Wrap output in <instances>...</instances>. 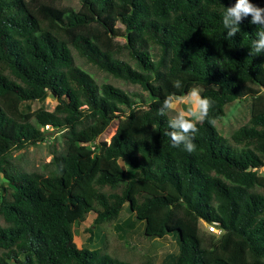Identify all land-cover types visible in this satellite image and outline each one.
<instances>
[{
  "label": "trees",
  "instance_id": "1",
  "mask_svg": "<svg viewBox=\"0 0 264 264\" xmlns=\"http://www.w3.org/2000/svg\"><path fill=\"white\" fill-rule=\"evenodd\" d=\"M78 1L76 9L0 0V264H132L78 247L73 231L95 208L96 226L113 221L126 202L134 213L126 225L138 220L146 236L177 238L173 264H264V174L257 172L264 106L229 138L214 124L228 103L264 92V54L249 55L259 26L249 16L225 39L222 16L236 0ZM250 3L264 8V0ZM73 51L138 84L144 106L112 83H97ZM177 79L180 89L172 86ZM193 87L214 103L189 154L170 147L164 132L173 117L158 109L169 94ZM48 93L56 99L52 110L19 107ZM115 118L109 141L99 140ZM46 124L62 134L64 151L47 170L20 169L13 152L43 141ZM153 185L169 190L146 189ZM199 220L222 230L210 245ZM140 264H155L154 257Z\"/></svg>",
  "mask_w": 264,
  "mask_h": 264
},
{
  "label": "rangeland",
  "instance_id": "2",
  "mask_svg": "<svg viewBox=\"0 0 264 264\" xmlns=\"http://www.w3.org/2000/svg\"><path fill=\"white\" fill-rule=\"evenodd\" d=\"M53 2L58 6H71L79 8L78 0H46ZM120 33L123 31V26L117 23ZM115 40L122 43L123 35H118ZM75 63L90 74L97 83L109 82L116 85L125 91L132 93L137 106H144L141 101L146 98V92L141 89L138 84H133L96 68L91 63L78 56L73 51ZM121 58L128 59L125 52L120 54ZM56 104V99L53 94L48 93L43 101H27L21 103L19 107L26 111V105L32 111L39 106L45 109L52 110ZM264 106V92L257 96H246L244 98L235 99L225 106L223 116L215 120L217 131L224 137L229 138L234 129L247 122L252 109ZM187 105H181L182 109H186ZM170 116L174 117L175 112H169ZM120 119L123 118L121 115ZM119 118H115L106 130L99 136V140L107 141L113 134ZM45 129V128H44ZM46 137L43 141L15 150L12 158L16 165L24 171L32 170H47L46 164L52 155H57L64 151V138L62 134L51 128L45 129ZM120 164L124 168H128L122 162ZM257 172L264 174V166L257 169ZM5 180L0 177V195L1 187L5 185ZM150 192H167L169 189L165 186L146 187ZM99 209L91 210L84 221L73 225L74 239L78 247L82 245L89 248H98L103 252L109 253L120 259L131 262L132 264H140L144 257L151 255L154 257L155 264H173L178 254L179 243L175 236L166 235L164 237L146 236L143 231V222L135 221L131 226L126 225V221L134 218V213L131 209V204L126 202L120 209L118 216L111 222H104L96 226L94 217ZM200 235L204 242L210 245V242L215 241L221 235V232L212 231L208 228V223L199 220Z\"/></svg>",
  "mask_w": 264,
  "mask_h": 264
},
{
  "label": "clouds",
  "instance_id": "3",
  "mask_svg": "<svg viewBox=\"0 0 264 264\" xmlns=\"http://www.w3.org/2000/svg\"><path fill=\"white\" fill-rule=\"evenodd\" d=\"M249 16L250 23L258 25L261 29L256 32L249 55L264 54V8L250 3V0H236L234 5L226 7L222 16V24L227 32L225 39L233 38L240 31V23ZM172 86L175 89L183 87L179 79L173 81ZM213 103L211 98L203 97L196 87L184 95L173 93L164 98L158 114L165 116L169 112L176 113L168 120V128L164 132V135L170 138V147L182 148L189 154L197 150L194 143L195 134L198 132L197 124L207 119ZM181 105H187L186 109H182Z\"/></svg>",
  "mask_w": 264,
  "mask_h": 264
},
{
  "label": "built area",
  "instance_id": "4",
  "mask_svg": "<svg viewBox=\"0 0 264 264\" xmlns=\"http://www.w3.org/2000/svg\"><path fill=\"white\" fill-rule=\"evenodd\" d=\"M44 128H45V129H48V128H50V126L46 124V125L44 126ZM98 139H99V137H98ZM108 141H109V139H108L106 142H108ZM90 144H91V143H90ZM208 228H209L210 230H212V231H217V232H221V231H222L220 228L216 227V225L213 224V223H208Z\"/></svg>",
  "mask_w": 264,
  "mask_h": 264
}]
</instances>
